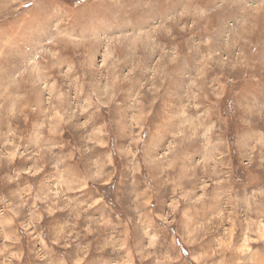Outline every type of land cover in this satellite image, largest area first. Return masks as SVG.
Returning <instances> with one entry per match:
<instances>
[{
	"label": "rangeland",
	"instance_id": "1",
	"mask_svg": "<svg viewBox=\"0 0 264 264\" xmlns=\"http://www.w3.org/2000/svg\"><path fill=\"white\" fill-rule=\"evenodd\" d=\"M0 264H264V0H0Z\"/></svg>",
	"mask_w": 264,
	"mask_h": 264
},
{
	"label": "trees",
	"instance_id": "2",
	"mask_svg": "<svg viewBox=\"0 0 264 264\" xmlns=\"http://www.w3.org/2000/svg\"><path fill=\"white\" fill-rule=\"evenodd\" d=\"M232 103H233V99H229V100H228V106H231ZM229 111H230V112L232 111L231 108H229Z\"/></svg>",
	"mask_w": 264,
	"mask_h": 264
}]
</instances>
